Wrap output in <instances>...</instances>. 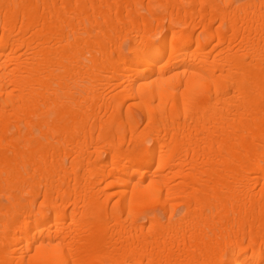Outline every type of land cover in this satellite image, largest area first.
Returning a JSON list of instances; mask_svg holds the SVG:
<instances>
[{
  "label": "bare ground",
  "instance_id": "6f19581e",
  "mask_svg": "<svg viewBox=\"0 0 264 264\" xmlns=\"http://www.w3.org/2000/svg\"><path fill=\"white\" fill-rule=\"evenodd\" d=\"M0 264H264V0H0Z\"/></svg>",
  "mask_w": 264,
  "mask_h": 264
}]
</instances>
